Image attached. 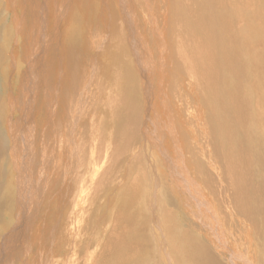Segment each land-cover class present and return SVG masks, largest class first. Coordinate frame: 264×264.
Instances as JSON below:
<instances>
[{
    "label": "rangeland",
    "instance_id": "rangeland-1",
    "mask_svg": "<svg viewBox=\"0 0 264 264\" xmlns=\"http://www.w3.org/2000/svg\"><path fill=\"white\" fill-rule=\"evenodd\" d=\"M0 2V264H55L56 244L57 264L120 262L117 224L141 249L126 264H197L202 244L220 264H264V0H99L97 15L85 0L68 39L64 3ZM236 161L249 201L225 171Z\"/></svg>",
    "mask_w": 264,
    "mask_h": 264
},
{
    "label": "bare ground",
    "instance_id": "bare-ground-1",
    "mask_svg": "<svg viewBox=\"0 0 264 264\" xmlns=\"http://www.w3.org/2000/svg\"><path fill=\"white\" fill-rule=\"evenodd\" d=\"M2 1V0H1ZM54 1V3H53V12H54V14H55V9H58V8H62V5H63V3H64V5H65V7H64V9H63V12H65L66 13V10H68L67 11V13L65 14L64 13V16H65V18H68V26H67V28L66 29H64L63 31V33L64 34H62L63 36H64V38H67V37H69L68 35H70L69 34V32H71L72 30L70 29V28H72V26L70 27V25H69V23H71V22H73L74 21V19H73V15L75 14H77V10L79 11V13H81V17L80 18H84L83 20H86L87 18H89L87 15H86V19H85V15H84V6H86V2H85V0H84V2H83V0H63V2H62V4L61 5H59V0H53ZM62 1V0H61ZM88 1H90L91 3H92V5H94V8H95V13H96V15H97V12H98V10H99V6L96 4V3H98V1L99 0H87V3H88ZM114 1V0H113ZM161 1H163V0H161ZM167 1H169L170 2V0H167ZM177 1V0H176ZM195 1V0H194ZM34 2V1H33ZM117 2V1H116ZM1 3V2H0ZM50 3V2H49ZM48 3V4H49ZM167 3V2H166ZM172 3V2H171ZM28 4V3H27ZM1 5H2V3H1ZM5 5V4H4ZM31 5V4H30ZM52 5V4H51ZM165 5H167L166 7L167 8H170V7H172V6H175V7H177L178 5H177V2H175V1H173V3H172V5L170 6V3L168 4H165ZM3 7V6H2ZM2 7H0L1 9H3ZM33 7V6H32ZM113 12H114V14L113 13H111V14H113V17L111 18L112 20L115 18V20H117V15H116V13H117V11L118 10H116L117 9V7L113 4ZM111 8V7H110ZM0 9V10H1ZM4 9H5V6H4ZM105 9V8H104ZM107 9H109V8H107ZM182 10V12H184L183 11V6L181 5V6H179V7H177L176 9H171L170 8V10H168L169 12H170V14L171 15H174L176 12H177V10ZM7 10V9H6ZM33 10H35V9H33ZM59 10V9H58ZM111 9H109L108 11H110ZM149 10V9H148ZM7 12V11H6ZM58 12V11H57ZM148 12V11H147ZM179 12V11H178ZM191 12V11H190ZM107 12H105V14H106ZM110 13V12H109ZM119 13V12H118ZM117 13V14H118ZM78 15V14H77ZM100 15H104V14H100ZM108 15V14H107ZM185 15H186V13H185ZM33 16V15H32ZM57 16H58V14H57ZM72 16V18L71 19H69V17H71ZM102 16H100V17H102ZM112 16V15H111ZM133 16V15H132ZM155 16V15H154ZM159 16V15H158ZM49 17V16H48ZM54 17V16H53ZM97 17V16H96ZM96 17H94L93 18V23H95L96 22ZM104 17L106 18L107 16L106 15H104ZM110 17V16H109ZM108 17V18H109ZM119 18V17H118ZM134 18V17H133ZM176 18V17H175ZM49 19V18H48ZM57 19V18H56ZM149 19V18H148ZM73 20V21H72ZM82 20V19H81ZM82 20V21H83ZM147 20V19H146ZM152 20V19H151ZM167 20V19H166ZM65 21V20H64ZM154 21H155V23L153 22L151 25H153V24H158L157 23V18H155L154 19ZM55 22V21H54ZM113 22V21H112ZM111 22V23H112ZM167 22V21H166ZM61 23H62V21H61ZM89 23H92L91 21H90V19H88V24ZM164 23H165V20H164ZM42 24V23H41ZM102 24L104 25L105 24V21H103L102 22ZM146 24V23H145ZM149 24V23H148ZM189 24V23H188ZM59 25H61V24H59ZM65 25H67V24H65ZM72 25V24H71ZM106 25V24H105ZM75 26V25H74ZM142 27V26H141ZM165 27H166V25L163 27V30H160L161 31V33L162 34H164V31H165ZM62 28V27H61ZM65 28V27H64ZM139 28V27H138ZM23 29V28H22ZM153 29V28H152ZM41 30V29H40ZM158 30V29H157ZM59 31H60V29H59ZM74 31V30H73ZM145 31V30H144ZM159 31V32H160ZM173 32V31H172ZM8 33H9V31H8ZM58 33V32H57ZM159 34V33H158ZM61 35V36H62ZM74 35V34H73ZM146 35V34H145ZM165 35V34H164ZM163 35V36H164ZM56 37H58V36H56ZM56 37L54 38V40H57L58 41V39H56ZM145 37H147V36H145ZM71 38H72V35H71ZM52 39V38H51ZM61 39V38H60ZM63 39V38H62ZM68 39V38H67ZM73 39V38H72ZM144 39V38H143ZM33 40V39H32ZM53 40V39H52ZM64 40V39H63ZM145 40V39H144ZM143 40V41H144ZM65 41V40H64ZM63 41V42H64ZM60 43H61V40L59 41ZM69 42V41H68ZM66 43V42H65ZM7 45V44H6ZM25 45V44H24ZM30 45V44H29ZM19 46V45H18ZM63 47V46H62ZM61 48V47H60ZM4 50V49H3ZM64 53V52H63ZM174 53V52H173ZM103 54V53H102ZM132 54V53H131ZM198 54V53H197ZM152 56V55H151ZM199 56H200V54H199ZM29 57V56H28ZM119 57V56H118ZM117 57V58H118ZM188 58V57H187ZM129 59V58H128ZM167 59V58H166ZM22 60V59H21ZM133 60V59H132ZM164 60H165V58H164ZM184 60V59H183ZM188 61H189V59H188ZM128 63L129 64H132V61H131V58H130V61H128ZM25 65V64H24ZM63 66H65L64 64H63ZM104 66V65H103ZM189 67V66H188ZM66 66H65V70H66ZM105 69V68H104ZM133 69V68H132ZM66 72V71H65ZM166 74V73H165ZM68 75V74H67ZM109 75V74H108ZM103 76V75H102ZM164 76V75H163ZM134 77H135V72H134ZM165 77H166V75H165ZM20 79V78H19ZM181 83V82H180ZM187 83V82H186ZM15 85V84H14ZM177 88V87H176ZM178 89V88H177ZM17 90V89H16ZM194 94H196V95H198V93L197 92H195ZM199 96V95H198ZM105 98V97H104ZM200 98V97H199ZM199 98L195 101L198 105H199V103L200 102H198L199 101ZM121 99V98H120ZM117 103V102H116ZM115 103V104H116ZM120 103V102H119ZM126 104V103H125ZM117 105V104H116ZM114 106V105H113ZM132 106V109H129V111H127L126 109L127 108H129V107H131ZM179 106V105H178ZM112 107V106H111ZM116 107L117 106H115V109H116ZM171 107V106H170ZM199 107V110H201V107L200 106H198ZM118 108V107H117ZM124 108H125V110L127 111H125V113L123 114V117L125 116L126 117V125H130V127H131V131L133 132V128L135 127V125H136V122H137V115H136V111H135V109H134V105H132L131 103H130V105L127 103V105H124ZM180 108V107H179ZM14 110V109H13ZM119 111V110H118ZM180 111V110H179ZM117 112V111H116ZM120 112V111H119ZM132 112V114L130 115V116H126L127 115V113H131ZM172 112V111H171ZM198 112V111H197ZM159 114V113H158ZM166 114H168V113H166ZM172 114V113H171ZM179 114H181L182 115V112H179ZM120 116H122V115H120ZM173 116H175L176 117V115H175V113L173 114ZM156 117V116H155ZM170 117H171V115H170ZM173 118V117H172ZM172 118L170 119V121L172 120ZM147 119V118H146ZM160 119V118H159ZM167 119H168V117H167ZM175 119H177V117L175 118ZM175 119L173 118V123H174V127H175V130H177V131H179V129L180 128H178V123H179V121H178V119H177V121H175ZM165 120V119H164ZM9 122V121H8ZM167 122V121H166ZM171 123V122H170ZM4 125V124H3ZM167 125H169V124H167ZM167 125H165L166 127H167ZM8 126V125H7ZM171 126V125H170ZM173 126V125H172ZM181 127V126H180ZM37 128V127H36ZM165 129H168V128H165ZM183 129V128H182ZM171 131H173V130H171ZM177 131H175L176 133H177V135H178V132ZM183 131V130H182ZM181 131H179V133H180ZM175 133V134H176ZM183 133V132H182ZM172 135V134H171ZM122 139H126V136H125V134H121V136H120ZM175 137H177V136H175ZM178 139L177 140H175L176 141V143L181 147V149H182V152H183V154L185 155V147H184V144H183V142H182V140H181V136L179 135L178 137H177ZM13 139V138H12ZM173 140V141H174ZM142 141V140H141ZM185 141V140H184ZM141 143V142H140ZM164 143V142H163ZM127 146V145H126ZM165 146H166V148L168 149V151L170 152L171 150L173 151V149H171V147H170V142L167 140L166 142H165ZM178 147V146H177ZM171 151V152H172ZM179 151V150H178ZM173 153V152H172ZM181 153V152H180ZM182 154V153H181ZM175 155H178V154H175ZM180 156V155H179ZM182 156V155H181ZM46 158V157H45ZM173 158H175V156H173ZM187 158V157H186ZM185 158V159H186ZM158 161V160H157ZM180 161V160H179ZM56 162V161H55ZM240 162H242V161H236L234 164H232V165H229V166H227L226 168H225V171H226V173H229L232 177L234 176L235 178H236V180L238 181L239 180V176H240V181L239 182H235L233 179H232V182H230V184H232L231 186H232V189H233V192L234 193H236V194H238V184L237 183H239V185H240V192H242L241 194L242 195H240L241 197H239V195H237V196H235L236 198L235 199H237V200H245V201H249L250 200V198H248V196L249 195H247L245 192H243V189H244V186L243 185H241V183H242V181H244V182H246V179H245V175H244V172H245V169H246V167L245 168H243L242 166H240L241 164H240ZM97 164V163H96ZM98 165V164H97ZM159 166H157V169H159L158 168ZM97 168V167H96ZM222 168H223V166H222ZM96 170H98V169H96ZM161 170V169H160ZM160 170H159V172H160ZM162 171V173L164 172V170L162 169L161 170ZM125 172H126V170H125ZM248 172V171H247ZM95 173V172H94ZM56 175V174H55ZM54 175V176H55ZM127 175V174H126ZM239 175V176H238ZM56 176H58V175H56ZM252 176V175H251ZM16 177V176H15ZM231 177V178H232ZM253 177V176H252ZM8 178H10V181H13V180H11V178H12V176L11 177H8ZM55 178H57V177H55ZM125 178H127V176H125ZM166 178H167V176H166ZM165 178V179H166ZM246 178H247V176H246ZM58 179V178H57ZM57 179H56V181H57ZM139 179V178H138ZM15 180V179H14ZM124 180V179H123ZM122 180V181H123ZM168 180V179H167ZM251 180V179H250ZM9 181V180H8ZM51 181V180H50ZM107 181V180H106ZM129 181V180H128ZM8 183H10V182H8ZM52 184L48 187V190H47V192H48V194H47V196L44 198V199H46V201L47 202H43V203H49L48 205L50 206V207H53V206H55V205H57L56 203H57V201H58V199H57V197H52V194H53V191H55L54 190V186H56V185H54V183L53 182H51ZM11 184V183H10ZM9 185V184H8ZM16 185V184H15ZM181 185V184H180ZM246 185H247V183H246ZM7 186V185H6ZM12 186V185H11ZM63 186V185H62ZM9 188V187H8ZM64 189L66 188V186L65 187H63ZM118 189H121V188H119V186L117 187ZM131 188H133V186H131ZM253 188V187H252ZM16 189V188H15ZM148 190V189H147ZM66 191V190H65ZM116 191H117V189H116ZM115 191V192H116ZM119 191V190H118ZM117 191V192H118ZM244 191H247L246 189L244 190ZM256 191V190H255ZM15 192V191H14ZM46 192V193H47ZM56 192V191H55ZM45 193V194H46ZM148 193V192H147ZM263 193V192H262ZM66 194V193H65ZM115 194V193H114ZM245 194V195H244ZM6 195V194H5ZM13 195H14V193H13ZM63 195V194H62ZM173 195V194H172ZM243 196V197H242ZM15 197H16V195H15ZM63 197V196H62ZM205 197V199L209 202L208 204L212 207V209H215V206H214V204H213V202L212 201H210V199L205 195L204 196ZM234 197V196H233ZM246 197L248 198L247 200H246ZM6 198H7V196H6ZM9 198H12V197H9ZM184 199V198H183ZM142 200H144V198L142 199ZM60 201V200H59ZM145 201V200H144ZM143 201V202H144ZM150 201H152V200H150ZM146 202V201H145ZM106 203H107V200H106ZM105 203V204H106ZM66 204V203H65ZM68 204V203H67ZM81 204H82V202H81ZM207 205V204H206ZM58 206V205H57ZM69 206V205H68ZM119 206V205H118ZM44 207H46L45 205H44ZM132 207V206H131ZM239 208H240V206H238ZM237 207V208H238ZM54 208V207H53ZM67 208V207H66ZM82 208V207H81ZM207 208V207H206ZM237 208H228L229 209V211H232V209H234V211L235 210H237ZM4 209V207L1 205V207H0V211H2ZM10 209V208H9ZM69 209V208H68ZM6 211H7V208L5 209ZM78 210V209H77ZM121 210V209H120ZM146 210V209H145ZM210 210V209H209ZM208 210V211H209ZM239 210V209H238ZM240 210L241 211H243V213H244V210H245V213H246V209H241L240 208ZM234 211H232V212H234ZM4 210H3V216H5L4 215ZM121 213V212H120ZM123 213V212H122ZM211 213H212V211H211ZM214 213V212H213ZM235 213H237V211H235L234 212V215H235ZM107 214H109V212L107 213ZM130 214V213H129ZM80 215V214H79ZM83 215V214H82ZM244 215V214H243ZM61 216V215H60ZM64 216H66V215H64ZM170 216V215H169ZM236 217L235 218H237V215H235ZM33 217V216H32ZM80 217H82L81 215H80ZM80 217H79V219H80ZM65 218V217H64ZM63 218V219H64ZM5 219V218H4ZM60 219V218H59ZM69 219H71V217L69 218ZM73 219H74V217H73ZM61 220V219H60ZM84 220V219H83ZM217 219H215V221H216ZM66 221V220H65ZM68 221V220H67ZM117 221H119V219L117 220ZM125 221V220H124ZM62 222V221H61ZM69 222V221H68ZM68 222H66V224L68 223ZM77 222V221H76ZM80 221H78V223H79ZM238 222H240V221H238ZM59 223V222H58ZM70 223V222H69ZM77 223V224H78ZM99 223V222H98ZM211 223H212V221H211ZM52 224V223H51ZM53 224H57L56 222L55 223H53ZM52 224V225H53ZM65 224V225H66ZM117 224V223H116ZM6 225V224H5ZM61 225H63V224H61ZM70 226H71V224H69ZM80 225V224H79ZM78 225V226H79ZM84 225V224H83ZM114 225V224H113ZM220 225V224H219ZM218 225V226H219ZM7 226V225H6ZM217 226V227H218ZM69 227V226H68ZM73 227H74V224H73ZM121 227V226H120ZM119 227V225L117 224V226H114L113 228H114V230H113V232L111 233V239L109 240V243L111 244V245H116L115 246V248L117 249L116 251L117 252H115V254H117V257H118V259L120 260V262H117V263H114V264H126V262L127 261H130L131 259H134L132 262L134 263V261H135V259L137 258V255H138V253H137V251L138 252H140V250L141 249H137V247H136V244L138 245V243H136V244H134L133 243V249L131 248V246H128V243L126 244V242H121V243H119V241L124 237V234L126 233V227L124 226V228H120ZM202 227V226H201ZM217 227H215V228H217ZM220 227V226H219ZM130 228V227H129ZM128 228V229H129ZM242 228V227H241ZM33 229V228H32ZM118 229H120V230H118L119 232L117 233V230ZM71 230H72V227H71ZM70 230V231H71ZM74 230V229H73ZM72 230V231H73ZM79 230V229H78ZM77 230V231H78ZM81 230V229H80ZM201 230H205V229H201ZM219 231L220 230H222V227H221V229L219 228L218 229ZM4 231V230H3ZM71 231V232H72ZM105 231L106 230H104V233H105ZM129 231V230H128ZM200 231V230H199ZM71 232H70V234H71ZM79 232V231H78ZM130 232H131V230H130ZM129 232V233H130ZM54 233V232H53ZM67 233V232H66ZM74 233V232H73ZM110 233V232H109ZM117 233V234H116ZM198 233V232H197ZM203 233H205V232H203ZM216 233V232H215ZM221 233H222V231H221ZM56 234H59V232L57 233V231H56ZM56 234H55V236H56ZM63 234V233H62ZM68 234V233H67ZM213 234V233H212ZM222 234H224V233H222ZM221 234V235H222ZM66 235V234H65ZM72 235V234H71ZM132 235V234H131ZM175 235V234H174ZM194 235V234H193ZM201 235V234H200ZM179 236V235H178ZM181 236H183L184 237V233H183V235L181 234ZM199 236V235H198ZM224 236V235H223ZM64 237H66V236H64ZM74 237V236H73ZM77 237V236H76ZM108 237V236H107ZM217 237V236H216ZM79 238V237H78ZM131 238H132V236H131ZM134 238V240L135 241H139V239H137V237L135 238V237H133ZM202 238H203V236H202ZM206 238L207 239H210V234H207V236H206ZM62 239V238H61ZM77 239V238H76ZM81 239V238H80ZM128 239V238H127ZM205 239V238H204ZM216 240V239H215ZM76 241V240H75ZM80 241V240H79ZM217 241V240H216ZM223 242H219V241H217V242H219L218 244H222L221 246L223 247V248H220L219 250H224V251H227L225 248H228V246H227V244L228 243H230V242H228L227 243V241H225V240H222ZM225 241V242H224ZM65 242V241H64ZM24 243V242H23ZM68 243H69V241H68ZM109 244V245H110ZM218 244H213V246L214 245H218ZM84 244H80L78 247H79V250H80V252H82L83 251V246ZM59 247H61V253L59 254L60 256H58L59 257V259H57L56 261H55V264H57L59 261L60 262H62V261H64L65 259H63L64 257H65V251H66V249L65 248H67V246L65 247V244H61V245H57L56 244V246H55V248H54V255H56L59 251L58 250H56L57 248H59ZM109 247V246H108ZM129 247V248H128ZM217 247H219V245L217 246ZM63 249H65V250H63ZM105 249V248H104ZM136 249H137V251H136ZM4 250V249H3ZM17 250V249H16ZM194 250H196L197 252H198V255L196 256V258H195V261H196V263L197 264H217V263H219L220 264V262H219V260L212 254V252H210L209 251V249L204 245V244H202V245H199V249H197V248H194ZM104 251V250H103ZM114 251V250H113ZM230 252H231V250H229ZM228 251V252H229ZM112 252V251H111ZM12 253V252H11ZM108 253V252H107ZM222 252H220L219 251V254H221ZM41 254V253H40ZM105 254V253H104ZM129 254H130V256H129ZM233 254V253H232ZM3 255V254H2ZM6 255V254H5ZM221 255H223V256H226V252L225 253H222ZM41 256V255H40ZM57 256V255H56ZM102 256V255H101ZM166 256L167 255H165L164 257L166 258ZM248 256V255H247ZM0 257H1V255H0ZM9 257V256H8ZM104 257V256H103ZM107 257V256H106ZM111 257V256H110ZM113 257H115V256H113ZM161 257H163V255L161 256ZM163 257V258H164ZM21 258V257H20ZM52 258V257H51ZM102 258V257H101ZM38 259V258H37ZM61 259V260H60ZM63 259V260H62ZM77 259V258H76ZM86 259V260H85ZM100 259V258H99ZM103 259V258H102ZM108 259V257L106 258V260ZM110 259V258H109ZM167 259V258H166ZM1 260V259H0ZM88 260V257H85L84 258V262H87V264H89L90 262H88L87 261ZM104 260V259H103ZM39 261V260H38ZM115 261V260H114ZM81 262H82V259H81ZM84 262H83V264H84ZM98 262H100V261H98ZM97 262V263H98ZM131 262V261H130ZM163 262V261H162ZM23 263V262H22ZM31 263V262H30ZM63 263V262H62ZM129 263V262H128ZM132 263V264H133ZM166 263V262H165ZM129 264H131V263H129Z\"/></svg>",
    "mask_w": 264,
    "mask_h": 264
}]
</instances>
